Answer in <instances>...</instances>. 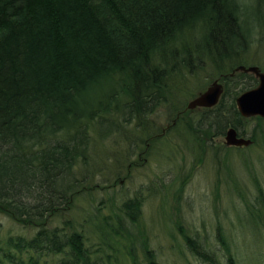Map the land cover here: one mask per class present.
<instances>
[{"label":"trees","instance_id":"trees-1","mask_svg":"<svg viewBox=\"0 0 264 264\" xmlns=\"http://www.w3.org/2000/svg\"><path fill=\"white\" fill-rule=\"evenodd\" d=\"M262 19L264 0H0V213L36 230L31 238L0 237V264H178L161 261L152 246L157 234L143 222L139 192L118 202L108 196L82 221L69 214L109 188L98 183L104 167L94 162L96 141L127 137L128 151L143 145L140 158L164 134L187 145L202 133L207 145L229 127L244 134L252 122L256 141L264 118L242 117L235 99L257 80L231 73ZM206 59L221 69L215 79L223 94L187 118L196 111L179 107L178 85ZM255 189L247 211L264 230L257 181ZM172 224L181 244L169 250L184 264H193L188 257L242 264L221 228L211 240ZM263 237L245 257L259 252Z\"/></svg>","mask_w":264,"mask_h":264},{"label":"rangeland","instance_id":"rangeland-1","mask_svg":"<svg viewBox=\"0 0 264 264\" xmlns=\"http://www.w3.org/2000/svg\"><path fill=\"white\" fill-rule=\"evenodd\" d=\"M253 30L244 53L238 57L242 64L239 66H257L264 71V19ZM203 65L204 70L194 67L190 74L187 71L181 76L177 93L181 109L221 74V69L208 68L209 60L206 59ZM159 112L163 114L164 108L161 107ZM200 113L193 112L187 118H194ZM157 123L166 126V119L160 118ZM253 125L254 122L246 127L247 136H252ZM262 130V134L259 131L258 135L256 131L255 142L241 148L227 147L224 136H214L204 145L201 142L202 133H198L196 140L185 145L181 137L164 134L165 139L156 140L140 158L143 145L133 142L129 152L127 137L96 141L94 162L104 167L98 176V183L100 187L109 188L99 189L80 199L69 217L82 221L108 196L114 195L118 202L139 192L143 199V222L157 234L152 246L160 248L165 255L161 254V261L166 259L169 263L184 264L169 250L171 245L181 244V236L172 224L174 222L181 224L190 235L197 232L211 240L217 228H221L236 248L242 264H264V237L256 247L259 252L255 255L247 253L245 257V250L256 243L260 234L264 236V230H257L247 211V205H252L257 195L256 181L264 193V121ZM129 163L135 164V167L132 164L128 169ZM116 180V185L110 188ZM181 187V198L175 200L174 194ZM60 223L61 219H56L52 226H59ZM169 232H173L174 236L170 237ZM35 233V229L23 227L0 213L2 239L9 235L31 238ZM188 259L197 264L195 259Z\"/></svg>","mask_w":264,"mask_h":264},{"label":"water","instance_id":"water-1","mask_svg":"<svg viewBox=\"0 0 264 264\" xmlns=\"http://www.w3.org/2000/svg\"><path fill=\"white\" fill-rule=\"evenodd\" d=\"M238 72L253 74L257 80V85L236 97L237 111L244 118H264V71L257 66H238L231 75ZM223 90V84L220 83L219 79L213 80L204 91L188 101L186 110L200 111L201 109L214 108L219 103ZM224 141L226 146L231 147H247L252 143L250 138L238 137L237 131L233 127L226 130Z\"/></svg>","mask_w":264,"mask_h":264},{"label":"flooded vegetation","instance_id":"flooded-vegetation-1","mask_svg":"<svg viewBox=\"0 0 264 264\" xmlns=\"http://www.w3.org/2000/svg\"><path fill=\"white\" fill-rule=\"evenodd\" d=\"M224 88V87H223ZM227 130V129H226ZM226 130H225V132H226ZM237 134H238V137H245V138H250L251 139V136H247V134H241V133H239L238 131H237ZM224 135H225V133H224ZM238 148H241V147H238Z\"/></svg>","mask_w":264,"mask_h":264}]
</instances>
